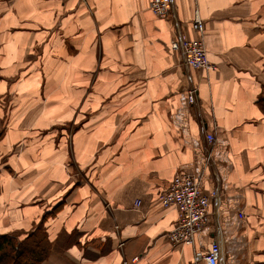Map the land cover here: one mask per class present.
<instances>
[{
	"label": "crops",
	"instance_id": "obj_1",
	"mask_svg": "<svg viewBox=\"0 0 264 264\" xmlns=\"http://www.w3.org/2000/svg\"><path fill=\"white\" fill-rule=\"evenodd\" d=\"M150 4L0 0V236L42 235L39 264H205L214 240L264 264V0ZM195 11L207 73L171 48ZM182 172L210 218L177 245L159 199Z\"/></svg>",
	"mask_w": 264,
	"mask_h": 264
},
{
	"label": "built area",
	"instance_id": "obj_2",
	"mask_svg": "<svg viewBox=\"0 0 264 264\" xmlns=\"http://www.w3.org/2000/svg\"><path fill=\"white\" fill-rule=\"evenodd\" d=\"M173 4L174 0H151L150 8L157 17L166 19L173 10ZM191 27L197 37L189 38L181 35L172 42L171 48L181 54L188 69L207 73L213 67L209 63L204 42L206 24L198 11H195ZM198 94L196 88L189 90L187 99L189 105H197ZM206 138L210 144L215 142L213 133L207 134ZM210 200L211 196L205 195L202 190L200 176L182 172L173 178L170 187L160 197L159 203L163 208L172 207L179 213V220L169 235L174 244L185 245L194 241L195 236L209 222ZM141 204L137 201L135 206L140 207ZM240 217L243 218V214ZM220 253L221 244L218 240H214L202 259L205 264H219ZM138 259L134 258L132 262L135 263Z\"/></svg>",
	"mask_w": 264,
	"mask_h": 264
},
{
	"label": "trees",
	"instance_id": "obj_3",
	"mask_svg": "<svg viewBox=\"0 0 264 264\" xmlns=\"http://www.w3.org/2000/svg\"><path fill=\"white\" fill-rule=\"evenodd\" d=\"M34 238L29 236L27 240L19 241L14 237L0 236V264L41 263L50 251L40 243L30 246L28 242Z\"/></svg>",
	"mask_w": 264,
	"mask_h": 264
},
{
	"label": "rangeland",
	"instance_id": "obj_4",
	"mask_svg": "<svg viewBox=\"0 0 264 264\" xmlns=\"http://www.w3.org/2000/svg\"><path fill=\"white\" fill-rule=\"evenodd\" d=\"M11 243H13V242H11ZM35 243H40V244H42L43 247L46 246L45 240L43 239L42 235H39V236L35 237L34 239H32L31 242H28V244L30 246H34Z\"/></svg>",
	"mask_w": 264,
	"mask_h": 264
}]
</instances>
